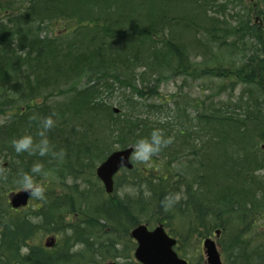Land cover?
I'll list each match as a JSON object with an SVG mask.
<instances>
[{
    "label": "trees",
    "instance_id": "16d2710c",
    "mask_svg": "<svg viewBox=\"0 0 264 264\" xmlns=\"http://www.w3.org/2000/svg\"><path fill=\"white\" fill-rule=\"evenodd\" d=\"M226 8L221 0H24L20 8L0 1V54L10 64H15L13 44L28 41L30 46L21 61L25 65L32 62L31 67L38 72L42 69L41 61L47 60H41L47 57V53L41 52L39 56L35 52L39 46L37 43L49 44L61 40L56 34L60 37L71 35L74 38L68 44L70 48L61 50L60 56L65 54L66 60H77L70 71L82 75L90 71L85 67L97 63V72L104 69L107 63H103L105 49L128 39L126 48H138L139 42L147 43L150 48L162 45L161 55H154L156 48L152 51L153 64L164 70L173 66L174 76H188L196 72V67L191 65L186 46L169 31L172 26H179L182 31L193 34V46L203 48L209 56L214 55L212 46L221 49L229 37L240 34L256 44L255 57H250L243 66L236 68L234 65L223 68L221 61L210 58L209 61L215 64L211 68L203 65L202 74H212L220 79L238 77L245 84H256L260 99L264 100V0H254L250 4L249 17L253 15L251 25H219L214 17L225 15ZM27 23L34 26L25 29ZM56 23L60 27L53 31L51 26ZM31 28L35 29L33 35ZM42 29L46 36L39 39ZM13 34L20 39L18 42L12 39ZM92 54L94 57H91ZM93 58L98 61L94 62ZM140 59L146 60L143 57ZM85 84L87 86L83 88L74 84L65 90L42 93L36 97L41 100L39 104L31 99L29 105L21 108L16 103L7 106L13 113L9 115L7 124L0 126L1 167L8 164L2 157H7L9 151L12 153V147L4 138L10 137L8 142L11 144L13 138L23 134L22 128L26 124L31 127L27 122L30 113L35 115L40 126L44 117L51 116L54 126L46 131V136L59 152L63 151L62 158L57 157L52 167L61 171L57 177L64 193L41 183L46 188L45 199H35L33 207L12 212L4 196L8 185L0 180V264H101L110 258L128 259L135 248L129 234L139 224L166 228L167 234L176 239L175 251L188 264H205L199 239L213 236L216 230L220 232L216 243L223 264H264V177L257 175L264 170V157H259L262 163L256 164V152L249 148L250 144L244 145V156L228 163V166L224 161L209 162L211 174L199 176L206 186L204 190L197 191L195 188V176L187 178L174 173L170 165L173 161L165 159L161 162L157 154L176 157V152L169 154L165 146L147 165L134 163L133 169L121 170L114 177L111 195H106L102 187L97 192L87 190L86 194L80 193L74 179L92 175L93 165L92 157L86 151L79 156L78 150L76 157L68 161L65 147L69 140L75 141L73 124L82 122L85 127L89 118L87 113L92 114L96 108L90 97H94L97 87L104 86L112 91L113 85H120L105 70L87 77ZM121 96V111L113 113L114 124L118 128L116 132L126 137L133 131L135 135L129 140L134 145L137 139L147 137L143 131L133 127L140 124L137 118L143 114L130 99V94ZM137 96L141 97V93L138 92ZM103 107L108 112L107 106ZM242 113L237 117L221 115L213 121L235 126L251 123L254 138L264 142V117ZM182 116L188 117L185 112ZM152 125L164 127L160 121ZM245 130L247 132V128ZM179 132L183 134L182 130ZM84 136L87 133L79 137ZM257 152L263 154L260 149ZM11 155L23 157L22 153L13 152ZM103 159L105 157L99 161ZM260 164L262 167L256 169ZM25 172H30L27 164L17 166L13 184L20 186V176ZM34 179L40 181L39 175H34ZM67 179L73 182L69 186L66 185ZM120 187L128 190V195L118 196ZM172 221L178 229H171ZM46 237H55L57 244L54 249L49 245L46 247L44 242L41 244Z\"/></svg>",
    "mask_w": 264,
    "mask_h": 264
},
{
    "label": "rangeland",
    "instance_id": "374dc122",
    "mask_svg": "<svg viewBox=\"0 0 264 264\" xmlns=\"http://www.w3.org/2000/svg\"><path fill=\"white\" fill-rule=\"evenodd\" d=\"M0 1L12 4L13 8H20L24 2V0ZM253 2L254 0H221V3L227 6L225 15L214 18L218 19V24L223 26H229L230 24L231 27H241L243 23L251 25L253 15L251 17L249 15L251 12L250 4ZM33 26L34 24L27 23L24 27L26 29V27ZM59 27L60 24L56 23L51 26V29L56 31ZM30 31L32 35L35 33L34 28H31ZM169 31L175 35L176 39L180 38L181 43L186 46L187 53L191 57V65H195L196 67V72L193 75L174 76L175 71L173 66L164 70L153 64L154 55H161L162 45H155V47L150 48V46H146L147 43L139 42L137 44L138 48H126L125 42L127 39L121 40L117 44V46H123L126 49L120 50L116 45H113L103 52V56H105L103 63H107L104 69L99 70V72L107 71V75L112 79L115 78L116 83H120V85H113L112 91L110 89L107 90L104 86L96 88L94 97L90 98L94 100L92 103L98 109H93L92 114L87 113V117L89 118L84 124L85 127L81 125L82 122L80 124H73L75 141L69 140L65 147L69 162L76 157L78 150L80 151L79 156L86 151L88 152V156L92 157V175L86 174V176L82 175L79 179H74L76 185H79L78 190L82 195L86 194L87 190L93 193L101 189V184L95 177V169L102 162L99 161L101 157H106L111 152L125 147H133V142L129 139L135 133L131 131L128 136L121 137L116 132L118 128L114 124L113 109H117L118 113H120V104L122 103L120 99L121 93L123 94L121 98L130 94V99L132 98L136 105L140 107L139 110L143 114L137 118L140 124H134L133 127H137V129L143 131L145 136H148L154 128H159L163 131V135L172 138V142L166 146L168 147L169 154L173 155L176 152V157H166V154L163 153L157 154L158 158L161 162H164L165 159L173 161L170 164L171 170L181 177L191 178L195 176V188L197 191L198 189L204 190L206 188L203 181L199 179V176L200 174H211L209 162L224 161L226 166H228V163L244 156L243 147L249 144V148L256 152V164L261 162L259 157H264V142L260 141L256 136L254 138V134L250 129L253 126L251 123H248V126L243 124L235 126L213 121L214 118L221 115L237 117L242 112L244 114L246 112L252 114L253 117H264V100L260 99L256 84H245L238 77L220 79L214 77L212 74H202L203 65L211 68L215 64L209 61L210 58H213L214 61H221L223 68H227L229 65H234L235 68L243 66L250 57H255L253 56L256 51L254 41L248 40L245 35V38L240 34L231 36L221 49L212 46L211 52L214 55L209 56L208 52L204 51L203 48L193 46L191 43L193 34L182 31L179 26H172ZM44 32L43 29L40 31L38 35L39 39H42V36H46ZM56 35L61 40L52 41L49 44L37 43L39 46L35 52L39 56L41 52L43 54L47 53V57L41 59L47 58V60L41 61L43 64L42 69L38 70V72L34 71V68L31 67L32 62H28L25 65V62L21 61V59L24 60L26 57V48L30 46L28 41L24 44L20 42L13 44L16 54V57L13 58V61L16 62L15 64H10L9 60L0 54V105L2 103L0 113H3L0 114V126L7 124L9 115L13 113V110L7 108L10 103H16L21 108L22 106L29 105V101L32 99L35 100L36 104H39L41 100L36 97L43 95L42 93H51L54 90L57 92L59 89L65 90L74 84L78 85L79 88L86 87L85 81L87 77L99 73L97 72L99 69L97 68L98 63L85 67V70L90 71L84 72L82 75L72 73L70 69L73 66L72 64L77 60H66L65 54L60 56V53L61 50L70 48L68 44L74 37L71 35L65 37H60V34ZM166 35H168L167 31ZM12 39L16 40V42L20 40L18 37H14V34ZM132 41L135 43L134 37H132ZM154 48H156L157 52L153 55L152 51H154ZM91 57H94V54ZM142 57L146 58V60H141L140 58ZM30 59L33 60V58ZM93 61L97 62L98 60L93 58ZM122 87L125 88V92H123L124 89ZM138 92L141 93V97L137 96ZM28 97L30 98L28 99ZM56 100L60 101L59 99ZM103 106H107L108 112ZM183 112L188 117L182 116ZM37 121L35 115L30 113L27 122L31 127L26 124L25 128H22L24 130L21 135L30 134L33 136L34 142L38 141L40 137L37 133L41 126L39 121ZM155 121H160L164 127L160 128L157 125H152ZM180 130L183 132L182 135L179 134ZM86 133L87 136L79 137ZM64 136L67 135L65 134ZM9 139L10 137L6 136L4 141L7 140V145L12 147L8 142ZM49 143L52 152L58 153L56 145L53 142ZM257 149H260L263 154L257 152ZM10 150L12 153L14 152L13 148H10ZM12 153L9 151L7 152V157H2V160L8 163L6 167H1L3 161H0V180L8 185V191L4 193L5 198L10 192H17L22 189L21 186L13 184V179L16 176V167L20 164H27L31 168L37 162L43 166L41 173L35 174L40 177V181L38 182L46 184L49 188H55L58 193H64V189L62 190L59 187L60 182L57 177L61 174V171L52 167V163L57 161V157L51 155V153L45 156L22 153L23 157H13ZM130 160L133 164L147 165V162L140 163L132 157ZM260 165L256 169H260L262 164ZM257 175L264 177V170H260ZM72 183V181L67 179L66 185L69 186ZM121 183L122 180L120 181ZM127 193L128 190L122 187L117 191L118 196H124ZM34 204L36 203L33 198L29 207H33ZM171 229H178L176 223L173 221L171 222ZM209 237L213 240L215 239L214 235ZM205 238L199 239L200 252L204 261L205 256L202 251V242ZM44 239L41 241L42 245ZM196 240L194 238V241ZM117 247L119 248V246ZM114 261L119 264H139L133 258V251L130 252V258L128 259L110 258L101 264Z\"/></svg>",
    "mask_w": 264,
    "mask_h": 264
},
{
    "label": "water",
    "instance_id": "95a60500",
    "mask_svg": "<svg viewBox=\"0 0 264 264\" xmlns=\"http://www.w3.org/2000/svg\"><path fill=\"white\" fill-rule=\"evenodd\" d=\"M113 111L118 112L116 109ZM132 151V147L114 151L95 169V176L101 182L106 194L112 193L113 177L120 169L133 168L130 160ZM29 198L30 196L24 190L17 192L10 197V206L13 209L24 207ZM129 235L132 240H135L136 248L133 257L139 264H188L174 251L176 240L165 232L162 225L149 230L146 225L140 224L133 228ZM215 236H219V231L215 232ZM202 248L206 264H223L214 240L205 238Z\"/></svg>",
    "mask_w": 264,
    "mask_h": 264
},
{
    "label": "clouds",
    "instance_id": "9594fccd",
    "mask_svg": "<svg viewBox=\"0 0 264 264\" xmlns=\"http://www.w3.org/2000/svg\"><path fill=\"white\" fill-rule=\"evenodd\" d=\"M53 126L54 122L51 116L44 117L41 130L37 133L40 139L34 142L33 136L30 134L13 138L11 146L14 152L17 154H37L39 156H45L46 154L51 153V155L55 157L62 158L63 151L61 150L58 153L52 152L49 140L46 136V131ZM171 142V137H165L161 129L154 128L147 137H141L135 141L131 156L137 162H148L156 153ZM42 167V164L39 162L34 163L30 168V172L22 173L19 179V184L22 190L27 192L32 198L40 201L45 199L46 188L34 179V175L40 174ZM170 202L171 201H169V203Z\"/></svg>",
    "mask_w": 264,
    "mask_h": 264
},
{
    "label": "flooded vegetation",
    "instance_id": "af4514ba",
    "mask_svg": "<svg viewBox=\"0 0 264 264\" xmlns=\"http://www.w3.org/2000/svg\"><path fill=\"white\" fill-rule=\"evenodd\" d=\"M20 190H22V189H20ZM16 192V191H15ZM10 193H12V192H10ZM10 193L6 196V200H7V204L9 205V200H10ZM30 204H31V198L29 199V202H28V205L27 206H25V207H23V208H19V209H12L11 207H9L10 208V210L12 211V212H20V211H22V210H26V209H28V208H30L29 206H30ZM47 240H48V242H47ZM44 241H46V243L47 244H49L50 246L51 245H53V246H51V248H55V245L57 244V241H54V243H51V241H50V238L49 237H46L45 239H44Z\"/></svg>",
    "mask_w": 264,
    "mask_h": 264
},
{
    "label": "bare ground",
    "instance_id": "6f19581e",
    "mask_svg": "<svg viewBox=\"0 0 264 264\" xmlns=\"http://www.w3.org/2000/svg\"><path fill=\"white\" fill-rule=\"evenodd\" d=\"M205 256V255H204ZM206 264V263H205Z\"/></svg>",
    "mask_w": 264,
    "mask_h": 264
}]
</instances>
